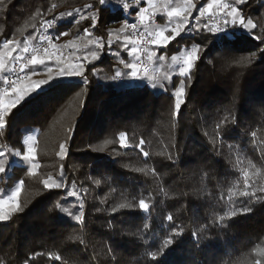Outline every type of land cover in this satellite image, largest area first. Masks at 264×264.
<instances>
[{
	"label": "trees",
	"instance_id": "obj_1",
	"mask_svg": "<svg viewBox=\"0 0 264 264\" xmlns=\"http://www.w3.org/2000/svg\"><path fill=\"white\" fill-rule=\"evenodd\" d=\"M193 2L199 6L201 0ZM88 4L94 9H86ZM125 4L128 0L0 4V51L6 39L23 44L31 35L34 44L41 18L69 12L73 16L58 24L71 32L73 56L94 49L88 40L102 37L106 43L99 60L84 61L87 83L54 71L49 83L11 110L9 128L0 130L6 154L0 157L5 168L0 190L11 195L24 181L17 198L21 210L0 222V264H264V0L238 6L258 25L252 31L259 40L240 27L231 38L206 30L193 34L191 43L199 42L201 52L190 80L167 66L183 47L173 41L172 51H157L168 58L165 65L155 62L162 68L155 82L132 81L130 75L112 79L123 66L109 53L108 33L124 24L125 12L136 14ZM97 10L96 29L90 20L75 22ZM157 18L162 25L163 17ZM86 27L92 36L84 35ZM123 35L120 41L113 35L112 49L127 60V51L118 47ZM5 63L9 71L10 59ZM37 75L48 79L46 72ZM181 79L185 103L175 115L172 92ZM34 132L39 167L31 176L27 167L13 164L10 153L25 150L24 139ZM120 133H126V148ZM141 140L147 157L136 147ZM61 144L67 148L63 158ZM61 168L65 187L46 189L42 181L49 175L59 181ZM141 199L149 204L147 212L138 207ZM245 208L251 211L243 213ZM81 210L83 224L73 218ZM168 239L173 242L165 248Z\"/></svg>",
	"mask_w": 264,
	"mask_h": 264
},
{
	"label": "snow or ice",
	"instance_id": "obj_2",
	"mask_svg": "<svg viewBox=\"0 0 264 264\" xmlns=\"http://www.w3.org/2000/svg\"><path fill=\"white\" fill-rule=\"evenodd\" d=\"M4 0H0V4H3ZM107 0H100V4H106ZM137 4H140V0H136ZM247 0H235V3H225L224 0H201L199 6L193 2V0H184L183 6H175L174 0H169L168 4L165 6V14L168 17L167 22L164 25L157 26L155 25V18L157 15V5L152 4L151 0H148L147 7H139L133 11L137 15V19L130 23H124L120 28L110 31L108 33L107 47L109 53L117 58L118 65H122L123 68H118L115 72V75L112 79H118L121 76L128 77L129 75L132 78H138L141 72V68L138 66V62H141L143 55H147L149 60L155 58L157 62L164 61L166 57L163 53L157 55V51L161 48L172 51L168 46L175 41L177 46L183 45V47H177V55H172L171 60L177 64L179 75L182 78L191 79V70L194 67V64L197 60L200 59L201 46L197 42L195 44L191 43L193 34L199 33L201 30H206L209 32L219 31V25L222 24L225 26L224 30L227 32L228 26L233 27L239 25L241 29L248 30L251 35L256 39H260L259 36L255 35V30L258 25L251 19L246 18L243 9L238 7L239 5L246 4ZM56 7L55 4L51 6L49 12L54 10ZM93 4L86 5V9H94ZM124 8L127 9L128 5L125 4ZM80 9H77L76 12L80 13ZM97 11H90L87 15L80 14L79 19L76 20V23H79L80 20H90L91 28L96 29L98 23L100 22ZM196 15H193V13ZM65 16H73L72 12L69 13H60L59 17H53L50 20L44 22L45 29H52L58 24V21L64 18ZM209 21H212V24H209ZM131 29V32L128 30ZM123 35V40L118 45L119 49L127 51L128 57L130 59H125L121 55L120 50L114 51L112 49L113 44V35L116 36L117 40L120 41V34ZM68 32H56L55 36L46 35L43 37L40 47H33L30 51L29 41L34 39L31 35L26 38L25 42L21 44L19 41L13 39H6L3 42V48L7 50L6 57L9 58L10 62L13 65H19L18 71L16 67H13L10 71L16 75V79H12L11 76H8L4 80V83L7 87L4 89V94L9 97V102L2 105L0 109V130H6L9 128V117L12 113L11 110L17 106L22 100H24L25 95L29 92H34L41 87L49 83V80L53 79L52 73L55 71L56 76L58 77H81L84 83H87V77L85 76L86 64L84 61L93 62L101 58L102 51L106 46V43L102 37H97L94 41L88 40V44H94V49H90L83 56H73L69 53L68 57H65L63 49L68 48L71 44L58 45L56 41L60 39L61 36H67ZM85 36H92L93 33L89 28H84ZM188 36L189 39L185 40L183 37ZM179 37V39H177ZM80 38V37H78ZM46 41V45L44 44ZM151 46H155L154 48ZM264 51V49H262ZM13 53H17L13 55ZM143 54V55H142ZM5 58H0V74L7 75V64L5 63ZM53 64L57 65L54 69ZM31 66V67H30ZM42 66V67H40ZM127 69L129 71H124ZM41 72H46L48 74V79H40L37 81H32L29 85V88L24 87L25 81H31L32 76H35ZM22 74V75H21ZM95 74V73H94ZM153 88H156L157 83H152ZM161 90H166L164 84L159 85ZM172 96L174 99V108L175 115H179L180 109L183 103H185V87L184 79L180 80L179 86L173 88ZM219 128V125H217ZM71 132L72 129H69ZM255 136V133H253ZM119 143L122 148L128 147L126 133H120ZM110 143V141H106ZM144 141L141 140L137 148L143 153L145 157L148 156V152L143 149ZM67 152L65 144L60 145V155L62 158ZM14 157H18L24 161L28 167V174L31 176L36 175V170L38 169V164L34 163L36 160V150L35 148L29 146L26 151L23 147L16 149L10 153ZM5 152L0 150V157L5 156ZM171 159V157H169ZM5 172V168L0 165V173ZM248 177L245 173V180L247 181ZM20 185H23L24 181L19 182ZM46 189H61L65 187L63 182V168H61V179L57 181L51 175L47 176L42 181ZM96 184H99L100 181H95ZM246 183V187H249ZM264 191V189H261ZM71 195H77L75 192L70 193ZM255 195V193H251ZM20 195L19 188L11 196H8L7 199L0 198V222L7 221L10 218L11 213L21 210L20 205L17 201L18 196ZM244 196H248L249 192L245 191L242 193ZM60 207V205H57ZM120 208L124 207H133L132 205H119ZM138 207L141 211L147 212L149 209V204L144 200H139ZM83 204L81 203V209ZM113 212L116 211L115 208L112 209ZM243 213L251 211V209L245 208L241 210ZM70 215H72L70 213ZM234 216L235 213H232ZM74 220L78 223L83 224V211L79 214L74 215ZM168 221H172V215L167 216ZM149 225H145V228H148ZM195 236L196 233L194 232ZM80 239V237H76ZM83 242V241H81ZM173 241L168 239L164 243L166 248ZM149 255L156 259V253L151 252ZM59 259V257H57ZM25 264H28V261H25ZM255 264H262L260 260H256Z\"/></svg>",
	"mask_w": 264,
	"mask_h": 264
},
{
	"label": "built area",
	"instance_id": "obj_3",
	"mask_svg": "<svg viewBox=\"0 0 264 264\" xmlns=\"http://www.w3.org/2000/svg\"><path fill=\"white\" fill-rule=\"evenodd\" d=\"M225 3H230L228 1H224ZM125 16V22L124 23H130L133 22L134 20L137 19V15L133 14V15H129L128 13L125 12L124 14ZM52 19V17H48L45 16L43 18L40 19L39 22V26H38V31H37V35H36V41L34 44H29V49L30 51L32 50V48L35 47H40L41 46V42L44 36L46 35H52L55 36L56 32H68L69 34L67 36H61L60 39L58 41H56V43L58 45H65V44H69L70 42V37H71V32L62 29L59 24H57L55 27H53L52 29H45L44 26V22L46 20H50ZM209 24H212V21H209ZM155 25H158V18L156 16L155 18ZM220 30L219 31H215L214 33L217 34L218 36H223V35H228L229 34V29L227 30V32H225L224 28L225 26L220 24L219 25ZM129 32H131V29L128 30ZM44 44L46 45V41H44ZM154 48V46H151ZM64 55L65 57H68L69 53L72 54V50L70 48V46L68 48H64L63 49ZM143 55V54H142ZM138 66L141 68V72L138 78H132L131 80H137L143 77H148V80H150L151 82H155L158 81L161 78L162 75V70L159 67H156L155 65V61L154 58L149 60L147 58V55H143V59L141 62H138ZM177 66V64H176ZM16 67L17 71L19 68V65H13L11 64L9 71L7 72V75H2L0 76V109H2V105H3V100L5 97H7V95L4 94V89L7 87V85L4 83V80L8 78V76H11L12 79H16V75L13 74L10 70ZM22 75V74H21ZM27 81H25L24 83H26ZM120 82H122L120 80Z\"/></svg>",
	"mask_w": 264,
	"mask_h": 264
},
{
	"label": "rangeland",
	"instance_id": "obj_4",
	"mask_svg": "<svg viewBox=\"0 0 264 264\" xmlns=\"http://www.w3.org/2000/svg\"><path fill=\"white\" fill-rule=\"evenodd\" d=\"M225 1V0H224ZM226 1H228V2H230V3H233V1L232 0H226ZM142 2H144V5H142ZM168 2H169V0H151V3L152 4H155V5H157L158 7H157V15L156 16H161V17H163V21H164V23L162 24V25H164L166 22H167V20H168V17L166 16V14H165V6L168 4ZM183 3H184V0H174V4H175V6H178V7H180V6H183ZM234 4V3H233ZM128 7L130 8V7H132V8H139V7H147L148 6V0H140V4H137V2H136V0H128ZM237 27H239V25H237V26H235V27H233V26H231V25H229L228 26V29H229V36H230V38L232 37L231 36V34H232V31H234L235 29H237ZM262 27H264V21H263V26ZM123 39V38H122ZM155 47V46H154ZM6 52H7V50L6 49H3V50H1L0 51V58H5L6 57ZM14 54V53H13ZM9 58H5V61L6 60H8ZM154 61L156 62V60H155V58H154ZM161 63L162 64H167L166 62H164V61H161ZM171 64H167V66H169V69H171V71L173 72V73H178L179 74V70H178V66H176V63H174L172 60H171V62H170ZM159 68L162 70V68L159 66ZM41 76L40 75H36V76H32V78H31V81H27L25 84H24V87L25 88H29V85L31 84V82L32 81H37V80H39V78H40ZM9 102V97L7 96V97H5L4 98V100H3V105L4 104H7ZM37 135H38V133L37 132H34V133H32V134H30V135H28L25 139H24V145H25V151H26V149L29 147V146H31V147H33V148H35V150L37 149ZM14 159V162H13V164H16V165H21V166H25V167H28V165L24 162V161H22L21 159H19L18 157H14L13 158ZM34 163H35V161H34ZM20 183L18 182V184L14 187V190H13V192L12 191H10L11 192V195L13 194V193H15L16 192V190L19 188V190H20ZM4 190H6V189H3V190H0V198H3V199H7V197L8 196H11L9 193H6V191H4Z\"/></svg>",
	"mask_w": 264,
	"mask_h": 264
},
{
	"label": "crops",
	"instance_id": "obj_5",
	"mask_svg": "<svg viewBox=\"0 0 264 264\" xmlns=\"http://www.w3.org/2000/svg\"><path fill=\"white\" fill-rule=\"evenodd\" d=\"M4 75V74H3ZM0 76H2V74H0Z\"/></svg>",
	"mask_w": 264,
	"mask_h": 264
}]
</instances>
